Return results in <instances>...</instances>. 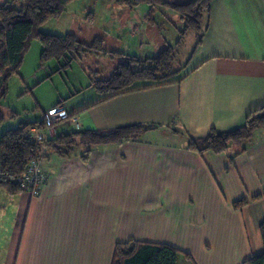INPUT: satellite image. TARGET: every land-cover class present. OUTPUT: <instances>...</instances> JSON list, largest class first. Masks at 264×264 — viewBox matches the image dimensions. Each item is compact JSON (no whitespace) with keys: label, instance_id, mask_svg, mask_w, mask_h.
I'll return each mask as SVG.
<instances>
[{"label":"crops","instance_id":"1","mask_svg":"<svg viewBox=\"0 0 264 264\" xmlns=\"http://www.w3.org/2000/svg\"><path fill=\"white\" fill-rule=\"evenodd\" d=\"M109 5L118 9L115 0L101 9ZM143 6L124 13L131 23L121 29L142 38L140 31L158 26L177 44L180 16L163 8L160 23L156 9L150 24ZM204 28L179 83L147 90L137 84L139 91L101 104L105 96L91 88L80 109L58 103L72 115L59 133L154 129L88 154L83 146L70 157L50 154L41 161L48 179L38 197L1 190V227L10 230L3 235L0 228L4 264H113L117 245L130 241L170 246L179 252L177 264H245L264 251V129L245 148H191L213 130L241 128L264 107V0H212Z\"/></svg>","mask_w":264,"mask_h":264},{"label":"trees","instance_id":"2","mask_svg":"<svg viewBox=\"0 0 264 264\" xmlns=\"http://www.w3.org/2000/svg\"><path fill=\"white\" fill-rule=\"evenodd\" d=\"M77 1L81 0H8L6 3L0 4V78L3 77L0 80V102L8 91L10 77L19 72L35 39H38L43 46L42 66L52 61L62 63L60 69L53 75L68 69L74 59L73 55L79 53L84 44L78 40L75 34L55 36L44 34L41 29L48 22L60 19L67 12L68 7ZM92 1L95 3L98 0ZM211 2L212 0H189L179 5H171L164 0H133L132 2L116 0L118 5L130 6V9L139 5L149 6L150 24H153L156 9H170L181 18L182 25L177 28L180 38L174 47L169 45L158 56L152 58L139 59L135 56L115 53L122 57V63L116 72L107 80L93 81L91 84L97 94L105 96L98 104L121 94L139 91V89H133L137 84H144L145 87L141 89L147 90L179 83L178 76L186 71L188 63L193 58L188 63L186 62L182 68L175 69L180 49L191 33L198 37L195 51L201 44L204 29L206 30L204 28L205 19L211 12ZM96 41L99 42L98 45L101 48L103 40L96 38ZM85 110L77 112V114ZM2 120L3 116L0 111V121ZM48 125L49 122L44 117L33 123L21 124L16 129L8 130L2 135L0 139V191L6 192L9 196L23 193L18 181L33 160H44L52 153L70 157L76 152L78 146H83L86 150L85 153L88 154L96 147H110L136 140L154 129L134 125L109 132L95 130L62 132L41 145L33 144L27 139V135L32 129H43ZM260 129H264V107L252 112L241 128L230 132L213 130L206 138L198 142L191 141V148L210 150L215 153H223L229 145L245 148V145L253 140L256 131ZM51 149L54 152H50ZM260 233L264 247V223L260 227ZM178 253L176 249L167 245L130 241L117 245L113 264H177ZM245 264H264V251L247 260Z\"/></svg>","mask_w":264,"mask_h":264},{"label":"rangeland","instance_id":"3","mask_svg":"<svg viewBox=\"0 0 264 264\" xmlns=\"http://www.w3.org/2000/svg\"><path fill=\"white\" fill-rule=\"evenodd\" d=\"M104 2L109 4V0ZM105 4L99 2V0L95 3L92 0L77 1L71 4L60 19L52 20L42 27L41 30L44 34L55 36L75 34L84 45L80 48L79 53L73 55L74 59L67 70H62L60 73L53 75L60 69L62 63L52 61L42 66V43L38 39L32 42L19 72L10 77L8 91L0 102V111L3 116V120L0 121V139L4 133L8 130L16 129L21 123H33L44 117L49 122L47 116L49 110L56 107L60 102H64V104L70 102L69 106L76 109L84 107L85 102L89 100L93 81L109 79L122 63V57L115 53L147 59L158 56L164 50L165 39L172 43L173 47L176 45L173 41V35L170 36L169 40L158 26L151 28L149 33H144L146 30L140 31L139 34L142 33V38L146 40L144 41L145 45H142V38L139 35L132 36L134 32L130 28L127 30L126 28L121 29V26H129L131 23L129 20L126 21L127 16L124 15V13H129L130 6L117 4L118 9L110 8V5L109 8L101 9ZM136 9L134 7L132 10L135 11ZM158 9L162 10L163 8ZM163 10L159 17L160 23L163 22L161 17H165ZM147 12V6H143L142 13ZM173 14L176 13L173 12ZM140 21L144 23L143 26L146 28V22L142 18ZM146 21H149L148 17ZM149 23H151V20ZM177 35L179 36V34ZM96 38L103 40L104 43L101 48L98 45L99 42H95ZM195 38V34L191 33L185 39L184 45L180 49L175 69L182 68L193 57L196 43L198 42V37L196 41ZM191 63L192 59L188 64L191 65ZM79 96H82L79 101H74ZM71 117L72 115L70 114V119ZM50 120L51 122L61 121L53 117H50ZM67 122L54 125L57 136L59 134L58 126ZM88 130L92 129L86 128L83 131ZM52 150L49 151L54 152ZM36 161L39 162L42 168V160ZM3 194L5 196L3 203L7 204L9 196L5 193ZM32 197L35 198L36 196L32 195ZM2 224L0 220V228L3 235L10 234L8 228L1 227ZM0 264H4L3 257L0 258Z\"/></svg>","mask_w":264,"mask_h":264},{"label":"built area","instance_id":"4","mask_svg":"<svg viewBox=\"0 0 264 264\" xmlns=\"http://www.w3.org/2000/svg\"><path fill=\"white\" fill-rule=\"evenodd\" d=\"M49 125L43 129H32L27 135V139L33 144H44L49 140L57 137V131L54 130V125L62 122H67L70 119V113L68 109L62 104L49 110L48 112ZM50 117L61 120L58 122H51ZM47 176L41 168L38 161L33 160L25 174L18 181L19 187L25 191L31 193L33 196H39L46 183Z\"/></svg>","mask_w":264,"mask_h":264}]
</instances>
